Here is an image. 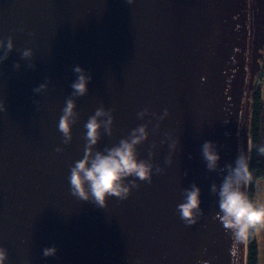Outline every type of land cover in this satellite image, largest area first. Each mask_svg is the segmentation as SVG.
<instances>
[{
    "label": "water",
    "instance_id": "1",
    "mask_svg": "<svg viewBox=\"0 0 264 264\" xmlns=\"http://www.w3.org/2000/svg\"><path fill=\"white\" fill-rule=\"evenodd\" d=\"M9 36L13 50L0 62L5 264H246L247 243L225 231L211 185L250 148L264 0H0V39ZM25 49L31 61L22 58ZM76 65L92 80L76 98L80 117L64 144L58 122ZM41 83L47 88L33 93ZM101 106L112 110V134L102 132L96 150L147 123L139 157L148 159L151 150L153 164L164 169L153 172L151 184L137 181L126 200L109 198L103 209L72 196L68 181L83 155L84 124ZM144 108L157 116L169 112L155 133V118L137 117ZM166 132L179 140L171 165ZM205 141L217 145L215 172L202 157ZM193 183L203 216L189 226L176 209ZM52 246L57 254L44 257Z\"/></svg>",
    "mask_w": 264,
    "mask_h": 264
},
{
    "label": "clouds",
    "instance_id": "2",
    "mask_svg": "<svg viewBox=\"0 0 264 264\" xmlns=\"http://www.w3.org/2000/svg\"><path fill=\"white\" fill-rule=\"evenodd\" d=\"M133 0H127L131 4ZM29 35H34L29 33ZM13 40L9 36L0 39V62L8 58L13 50ZM31 49L22 52V58L31 61ZM30 68L36 66L29 63ZM14 68L19 69L20 64L16 63ZM72 71L77 74L76 79L71 83L72 92L66 98L62 115L59 118L58 130L62 134V142L68 144L72 140V127L79 120L80 114L76 110V98L82 97L88 92V84L92 80L90 72L79 65L73 67ZM47 79V78H46ZM47 88L46 83L39 84L33 88V93L39 94ZM39 107V102H35ZM6 111L5 105L0 102V112ZM151 115L157 120L152 131L159 129V121L165 119L169 112L164 109L163 114L149 113L144 108L137 113L139 119ZM113 116L111 109L98 107L94 114L89 116L84 128L86 129L84 140L85 146L82 158L76 160L70 167L68 181L70 193L80 201L90 202L98 208H105L109 198L115 197L119 200H126L131 194V189L138 188L137 181L152 183L153 172L159 175L164 169L152 162V151L149 150L148 159H141L138 153V146L143 144L149 136L148 124H140L133 128L127 137L121 138L118 143L111 147H105L103 151L96 150L95 146L101 139L102 132L111 136ZM169 141V156L165 164H172V151L179 143L171 133L164 134ZM165 141H161L163 144ZM155 148V143L152 144ZM57 152L62 151L56 148ZM202 157L206 162V168L210 172L218 169L220 156L217 145L212 141H205L201 147ZM260 156H264V145L257 148ZM251 148L246 152H240L233 164L226 165L227 174L223 175L221 183L211 185V193L218 197L219 212L216 214L222 223L225 231L231 234L232 239L238 244H246L250 238L264 229V202H254L248 194V187L253 183L254 172L251 169ZM222 174L224 169L221 170ZM187 175V173H184ZM201 190L195 184L182 190V202L177 205V213L186 225H194L203 216L201 208ZM44 257H53L57 254L55 246L45 247L42 250ZM7 250L0 247V264H5Z\"/></svg>",
    "mask_w": 264,
    "mask_h": 264
},
{
    "label": "trees",
    "instance_id": "3",
    "mask_svg": "<svg viewBox=\"0 0 264 264\" xmlns=\"http://www.w3.org/2000/svg\"><path fill=\"white\" fill-rule=\"evenodd\" d=\"M261 69L255 75V81L250 93L249 130L251 148V169L254 172V180L247 191L249 197L255 202L256 189H260V202H264V156H260L257 148L264 145V75L260 82H256L257 74H261L264 68V53L259 59ZM264 240V229H263ZM246 264H259L257 237L254 235L247 243Z\"/></svg>",
    "mask_w": 264,
    "mask_h": 264
},
{
    "label": "rangeland",
    "instance_id": "4",
    "mask_svg": "<svg viewBox=\"0 0 264 264\" xmlns=\"http://www.w3.org/2000/svg\"><path fill=\"white\" fill-rule=\"evenodd\" d=\"M262 54L264 53V47L261 50ZM262 57V56H261ZM260 57V58H261ZM259 58V59H260ZM260 64V61H259ZM261 67V64H260ZM261 68H259V70L257 71V73L260 71ZM263 71L261 72V74H257V78H256V82H260V79L263 78L264 75V68L262 69ZM254 81H255V77H254ZM254 84V82H253ZM260 197H261V193H260V189L257 187L256 189V198H255V202H260ZM257 237V245H258V253H259V264H264V240H263V229L256 234Z\"/></svg>",
    "mask_w": 264,
    "mask_h": 264
},
{
    "label": "built area",
    "instance_id": "5",
    "mask_svg": "<svg viewBox=\"0 0 264 264\" xmlns=\"http://www.w3.org/2000/svg\"><path fill=\"white\" fill-rule=\"evenodd\" d=\"M261 68V67H260Z\"/></svg>",
    "mask_w": 264,
    "mask_h": 264
}]
</instances>
